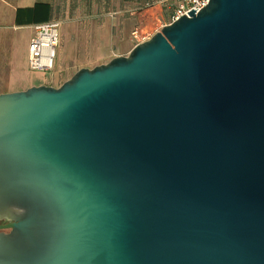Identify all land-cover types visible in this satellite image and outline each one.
I'll return each instance as SVG.
<instances>
[{
    "label": "water",
    "instance_id": "95a60500",
    "mask_svg": "<svg viewBox=\"0 0 264 264\" xmlns=\"http://www.w3.org/2000/svg\"><path fill=\"white\" fill-rule=\"evenodd\" d=\"M196 10L0 93V264H264V0Z\"/></svg>",
    "mask_w": 264,
    "mask_h": 264
},
{
    "label": "crops",
    "instance_id": "0c3cea01",
    "mask_svg": "<svg viewBox=\"0 0 264 264\" xmlns=\"http://www.w3.org/2000/svg\"><path fill=\"white\" fill-rule=\"evenodd\" d=\"M60 1L0 0V93L42 85L60 87L82 68H94L117 56H128L136 46L134 29L148 34L149 39L171 23V13L164 5L145 7L146 0L144 3L143 0H122L129 9L114 13L67 16L61 21L54 69L32 70L29 46L34 25L62 18Z\"/></svg>",
    "mask_w": 264,
    "mask_h": 264
},
{
    "label": "built area",
    "instance_id": "2783aa9c",
    "mask_svg": "<svg viewBox=\"0 0 264 264\" xmlns=\"http://www.w3.org/2000/svg\"><path fill=\"white\" fill-rule=\"evenodd\" d=\"M210 0H146L145 7H152L155 4L164 5L171 13V22L181 18L183 15L190 16L188 12L197 9L196 13L209 3ZM59 20L36 23L34 35L29 46V67L32 70L47 72L55 67L56 49L60 43ZM136 45L146 41L148 34L142 33L136 28L132 31Z\"/></svg>",
    "mask_w": 264,
    "mask_h": 264
},
{
    "label": "rangeland",
    "instance_id": "374dc122",
    "mask_svg": "<svg viewBox=\"0 0 264 264\" xmlns=\"http://www.w3.org/2000/svg\"><path fill=\"white\" fill-rule=\"evenodd\" d=\"M143 3L139 7L143 6ZM58 8L62 17L59 19L61 22L67 16L81 13L109 14L125 10L128 7L123 4L122 0H61Z\"/></svg>",
    "mask_w": 264,
    "mask_h": 264
},
{
    "label": "flooded vegetation",
    "instance_id": "af4514ba",
    "mask_svg": "<svg viewBox=\"0 0 264 264\" xmlns=\"http://www.w3.org/2000/svg\"><path fill=\"white\" fill-rule=\"evenodd\" d=\"M6 223L5 219L0 220V224ZM1 231V230H0ZM6 231V230H5Z\"/></svg>",
    "mask_w": 264,
    "mask_h": 264
}]
</instances>
